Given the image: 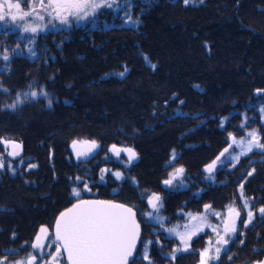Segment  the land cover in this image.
<instances>
[{
  "label": "trees",
  "instance_id": "obj_1",
  "mask_svg": "<svg viewBox=\"0 0 264 264\" xmlns=\"http://www.w3.org/2000/svg\"><path fill=\"white\" fill-rule=\"evenodd\" d=\"M5 51L10 60L0 59V138L22 147L0 172V255L7 254L9 261L31 252L40 226L54 229L60 213L80 199L124 204L142 218L148 211L145 199L161 193L167 227L170 216L203 212V205L214 203L213 196L230 182L237 202L243 185L245 198L264 205V150L254 148L233 161L231 155L241 150L233 145L211 179L202 170L231 143L229 133L247 140L246 133L255 129L264 143V93L257 95L264 89V0H190L188 5L183 0H115L112 8L78 25L57 24L35 34L17 29L5 35L0 28V56ZM41 88L51 107L43 96L24 99V93ZM17 93L24 102L7 108ZM74 140L98 142V159L75 158ZM114 144L132 148L137 159L131 164L127 158L105 160L101 166L98 160ZM180 167L183 176L164 189L160 183ZM101 169L110 170L103 181ZM116 171L122 179L112 175ZM74 187L79 197L72 194ZM218 207L215 202L211 210ZM144 217L136 215L139 253L151 240L154 264H170L172 239ZM209 230L193 238L191 250L178 253L175 264H184L183 259L198 264L199 251L212 240ZM157 245L166 249L159 251ZM229 246L222 262L214 264H246L264 256V220L254 217ZM136 264L147 262L137 259Z\"/></svg>",
  "mask_w": 264,
  "mask_h": 264
},
{
  "label": "snow or ice",
  "instance_id": "obj_2",
  "mask_svg": "<svg viewBox=\"0 0 264 264\" xmlns=\"http://www.w3.org/2000/svg\"><path fill=\"white\" fill-rule=\"evenodd\" d=\"M109 0H18L16 3L8 2L7 9L5 11L4 3H0V28H3L4 34L7 35L9 31H16L19 29L23 33L35 34L38 31H44L41 25H33L27 23V18L33 17L36 20L43 21L45 15L53 18V20H59L62 25H68L70 23L69 17L75 18L77 21H85L93 19L98 11L102 8H112L113 3ZM185 5L190 3V0H183ZM15 9V12L11 11ZM23 25L21 26V22ZM51 23V21H49ZM55 27V25H52ZM13 54H16L17 49L11 50ZM32 51L31 49L29 50ZM3 61H9L10 56L7 51L0 56ZM147 61V57H145ZM155 68V65H152ZM127 71V68L124 70ZM124 72L120 73L123 77ZM31 87V86H30ZM7 92V89H3ZM264 93V89H258L257 95ZM26 100L29 96L36 100L38 96H43L48 101V106L51 107L52 100L48 99L49 94L41 88L39 92L33 90L31 92H26L23 94ZM24 100L21 99V94L17 93L16 99L11 103L6 105L7 108L15 110L17 106L23 103ZM183 103V101H181ZM260 112L262 117H264V105L261 106ZM225 117L221 121V127L224 126ZM241 127H245V123L241 124ZM229 139L231 143L226 147L219 156L216 157L210 165H207L205 171L209 173L206 179L212 178V173L217 167L218 162H221V158L225 157L232 149L233 145L241 149L239 153L231 155L230 159L233 161H238L240 156H245L253 149L264 150V143L261 142V137L255 129L246 133L247 137L250 139H245L241 136L237 139L232 133H229ZM0 143L11 144L13 151L9 152L10 156H19L20 153L17 149L20 145L11 141H5L0 138ZM77 141H73V150L76 152V156L79 159L81 156L87 155V153L80 152L76 150ZM80 143H88L82 141ZM92 149L98 147L96 141L90 142ZM109 151L113 152L116 156H119L121 152L127 154V164H131L135 159H137V153L132 148H118L115 144L111 146ZM176 154L173 150L172 159H175ZM171 163V161H169ZM5 164L2 159H0V169L4 168ZM11 169V164L8 165ZM30 167H36L35 165H30ZM110 171L109 169H101L100 179L103 181L105 176L103 173ZM184 169L182 167L176 168L174 173L169 174V179H165L163 183L168 186L173 185V181L183 176ZM113 176L117 180L123 178V174L119 171L113 172ZM248 175H252L251 172ZM76 180H81V177L77 176ZM135 182V181H133ZM84 190H89L88 185L85 183ZM72 194L76 197L80 196V190L78 188H72ZM241 199L243 200V207L247 210V220L244 221V226L248 227L254 219V212L250 207L248 200L244 197L243 185H241ZM148 205L151 211L145 212L143 215L147 216L150 220H154L164 228L165 217L159 215L160 208L162 205V198L153 193L148 198ZM205 213L192 214L187 213L189 217V223L183 225V231L180 230V226H174L171 228H165V231L171 235H174L176 239L179 240V244L172 249L168 254V259L170 264H175L177 259V254L181 252H189L191 250L192 238L198 235L199 232L204 231V227L201 224H205L207 221L206 213L211 209V205H204ZM260 216L264 218V207L258 210ZM218 217L219 213H214ZM240 218V211L235 207H229L228 218L223 220L222 231L213 227L212 231L217 237L215 243H212L210 239L208 241V246L204 247L199 251V262L198 264H211L212 261H218L222 253L226 254L229 251L227 247L230 242H233V236L237 232V219ZM193 221H198L200 223L193 224ZM205 226H207L205 224ZM15 234H13L14 238ZM140 239V225L136 221V213L131 207H126L124 204L113 203L112 201L105 200H78L77 203L73 204L71 208L64 212L56 218L55 221V232L54 240H52L49 235V229L42 226L39 233L36 234L34 241L31 243L32 252H28L26 257L16 260L9 261L7 254L0 255V264H40V260L44 259V252L46 248L54 247V252H48L47 255L50 259L45 261V264H62L61 256H67L68 264H136L137 259H142L147 262V264H154V261L149 255L148 245L154 243L149 240L144 242V251L142 254L139 253L137 248V242ZM46 241H51V243H46ZM155 243L159 244L160 241L157 240ZM241 244L244 243L243 240L240 241ZM15 250H7L8 254L14 253ZM232 257H229L231 260ZM257 264H264V260L258 261Z\"/></svg>",
  "mask_w": 264,
  "mask_h": 264
},
{
  "label": "rangeland",
  "instance_id": "obj_3",
  "mask_svg": "<svg viewBox=\"0 0 264 264\" xmlns=\"http://www.w3.org/2000/svg\"><path fill=\"white\" fill-rule=\"evenodd\" d=\"M8 2H11V3H16V2H18L17 0H8ZM46 2H47V0H46ZM109 2H112V0H109ZM0 3H4V6H5V9L8 11V9H7V3H5V0H0ZM29 3L31 4L32 3V0H29ZM101 10V9H100ZM99 10V11H100ZM11 11H13V12H15V9H12ZM98 11V12H99ZM41 14H43V15H45V19L43 20V21H40V20H36V19H34L33 17H29V18H27V23H31V24H33V25H36V24H39V25H41V27H43L44 28V30L45 29H48L49 27H53L52 25H57V24H60L59 23V20H53V18L52 17H50V16H48V15H46L45 13H41ZM49 21H51V23H49ZM69 21H70V23L71 24H76V25H78V24H81L82 22H84V21H77L75 18H73V17H69ZM86 21V20H85ZM23 23H25V22H21V24L23 25ZM69 23V24H70ZM39 32V31H38ZM219 52H221V51H219ZM3 140H5V141H11V142H14V143H17V144H19L20 145V148L19 149H17V151H19V153L21 154V150H22V147H21V144L19 143V142H17L16 140H14V139H11V138H9V137H3L2 138ZM81 141H88V140H81ZM91 142V141H90ZM97 143V145H98V147H96L95 149H93L90 153H87V156H86V159H88V158H90L91 156V158L90 159H88V160H86V161H89V160H97L98 159V156H99V154L102 152V148H100V145H99V143L98 142H96ZM1 145H2V147H3V150L0 152V159H2L3 161H4V164H5V162L7 161V159H14V158H16V157H19V156H15V157H13V156H10V155H8V153L9 152H11V151H13L14 149L12 148V146H11V144H5V143H0ZM85 144H87V143H84V146H85ZM233 150V149H232ZM107 154H106V158H101V159H99L98 160V162H100L101 163V166H103L104 165V163H105V160L106 161H108V160H118L120 163H122L123 162V160H125V158H124V156L123 155H119V156H116V155H114L113 154V152H111V151H109V149L107 150V152H106ZM121 157V158H120ZM81 158V157H80ZM104 159V160H103ZM119 159H122V161L121 160H119ZM85 160V159H84ZM3 169V168H2ZM2 169H0V172L2 171ZM172 173V172H171ZM209 174V173H208ZM233 189V186L231 185V182L229 183V185H227L225 188H222V189H220L221 191L219 192V194H217V195H215V196H213L214 198H215V200H214V203L215 202H217V204L219 205V207H218V209L217 210H215V211H213V210H209V213L207 212L206 213V216H207V221L205 222V224L207 225V226H205V224H201V226H203L204 227V231H205V229L207 228V227H210V226H212L213 224L211 223V222H215V220H217V222H218V228L222 231V229H223V220H225V219H227L228 218V209H229V207H235L236 209H238L239 211H240V218L239 219H237V222L238 221H242V223H237V225H239V227L240 228H243L244 227V220H242L246 215H247V210L246 209H244L243 208V200L242 199H240L238 202H237V199H239L238 197H237V195H235V191L233 190L232 192H231V190ZM229 192H231L230 194H229ZM153 193H156V192H153ZM153 193H151L149 196H151ZM156 194H158L161 198H162V207L160 208V211H159V215H161L162 214V211H163V209H164V206H165V196L163 197V195L161 194V193H156ZM149 196L145 199V206H146V209L148 210V211H151V208L149 207V205H148V198H149ZM212 197V198H213ZM248 198L249 197H246V199L248 200ZM208 199V197L206 196V200ZM166 200H168V199H166ZM208 200H210V199H208ZM229 201L231 202L232 201V203H233V205H230L229 204ZM211 203H207L208 205H211V208H213V206H214V203L212 202V201H210ZM203 204V203H202ZM202 204H201V206H202ZM205 205V204H204ZM203 205V206H204ZM190 206L192 207V208H194L195 206H196V204L194 203V202H190ZM200 207V206H199ZM198 207V208H199ZM253 212H254V217H256V210H257V206H254L253 207ZM147 211V212H148ZM221 211V212H220ZM135 212V211H134ZM194 212V214H201V213H205V209L203 210V212L201 211V212H197V211H193ZM136 213V212H135ZM187 213H189V212H183V213H181L182 215V217H178L177 216V218H176V216H170V219H169V221L171 222V223H169L168 225V227L167 226H165V223H164V228H161V229H164L165 230V228H171V227H174V226H180V230L181 231H183L184 229H183V225L184 224H186V223H189V217L186 215ZM214 213H219L220 214V216L218 217L217 215H215ZM213 215V217L215 216V218H211V219H209V215ZM136 215H137V218H139V219H142V218H145L144 216H142V218L141 217H139L138 216V214L136 213ZM162 216V215H161ZM146 218H147V221L148 222H150V223H153V222H155L154 220H150L147 216H146ZM193 224H197V223H200V222H198V221H193L192 222ZM138 224H140V223H138ZM42 226H44V227H47L48 229H49V235L51 236V238H52V240H54V232H55V228L54 229H52V228H50L49 227V225L47 224V225H42ZM42 226H40V228L42 227ZM160 226V225H159ZM40 228H39V230H40ZM163 231V230H162ZM38 233H39V231H38ZM165 234H166V236L168 237V239H172L171 240V243H172V245L174 246V247H176L178 244H179V240L178 239H176V237L174 236V235H171V234H169L168 232H164ZM201 232H199L198 233V235H196V236H194L193 238H197L198 236H199V234H200ZM216 237V236H215ZM192 238V241L193 240H195V239H193ZM176 241H175V240ZM216 239H217V237H216ZM178 242V243H177ZM46 243H51V241H46ZM177 243V244H176ZM214 243H215V241H214ZM213 243V244H214ZM166 245V244H165ZM172 246V247H173ZM208 246V245H207ZM157 247H158V250L159 251H162L163 249L165 250L166 249V246H163V245H157ZM173 247V248H174ZM33 250H31V252H32ZM55 251V249H54V247H51V248H46V250H45V252H44V259H41L40 260V264H45V261L47 260V259H50V257H48V255H47V253L48 252H54ZM23 257H26V256H23ZM62 257V256H61ZM61 259V262H62V264H65V263H63V261H62V258H60ZM197 262H199V259H198V261ZM181 263H184V264H188V262L186 261V260H182V262ZM212 264V263H211Z\"/></svg>",
  "mask_w": 264,
  "mask_h": 264
},
{
  "label": "flooded vegetation",
  "instance_id": "obj_4",
  "mask_svg": "<svg viewBox=\"0 0 264 264\" xmlns=\"http://www.w3.org/2000/svg\"><path fill=\"white\" fill-rule=\"evenodd\" d=\"M18 1V0H17ZM5 11H7L6 9H5ZM79 149H77V151H80V152H84V148H81V147H78ZM85 153V152H84ZM114 154V153H113ZM115 155V154H114ZM124 155V154H123ZM86 156L87 155H85V156H81V158L82 159H85V160H88V159H90V158H88V159H86ZM124 158H127L125 155H124ZM215 170V169H214ZM248 203H249V205H250V207L253 209V207L255 206V201H254V199H253V197H250V198H248ZM261 207H264V205H258L257 206V210H256V217L257 218H259V219H262V221L264 220V218H262L261 216H260V214H259V212H258V210L261 208ZM244 208V207H243ZM253 211V210H252ZM192 214H194V213H192ZM246 217H247V215H246ZM248 218V217H247ZM242 220H244V219H242ZM136 221H137V223L139 222L138 221V219L136 218ZM213 223V225L212 226H210V227H207L205 230H208V229H210L209 230V232L208 233H210V236H211V234H212V243H214V241L216 240V237H215V234L213 233V231H212V228L213 227H217L218 228V222H217V220L215 221V222H212ZM238 224L239 223H242V221H238L237 222ZM245 226L243 227V228H240L239 227V225H237V232L235 233V234H239L240 232H243L244 230H245ZM207 246V245H206ZM231 247L229 246V249H230ZM261 248H263L264 249V247L263 246H261ZM173 249V248H172ZM261 260H264V256H262L261 258H256V259H246L245 260V263L246 264H257V262L258 261H261ZM222 262V257L220 256V259L218 260V261H212L211 263L212 264H214V263H218V262ZM220 262V263H221Z\"/></svg>",
  "mask_w": 264,
  "mask_h": 264
},
{
  "label": "water",
  "instance_id": "obj_5",
  "mask_svg": "<svg viewBox=\"0 0 264 264\" xmlns=\"http://www.w3.org/2000/svg\"><path fill=\"white\" fill-rule=\"evenodd\" d=\"M78 143H77V145H76V150L77 149H79L78 147H81V148H83L84 147V150L87 152V153H90L88 150H89V148L91 147V145H90V141H87L88 143L87 144H85V146H84V143H80V141H77ZM122 148H129V147H122ZM70 149H71V151H72V153H73V155H74V157L76 158V152L73 150V144L71 143V145H70ZM93 150V149H92ZM224 150V149H223ZM223 150L221 151V152H223ZM220 152V153H221ZM220 153L217 155V156H219L220 155ZM120 154H124L126 157H127V154L125 153V152H121ZM216 156V157H217ZM216 157L214 158V160H216ZM128 158V157H127ZM213 160V161H214ZM212 161V162H213ZM211 162V163H212ZM211 163H209V164H207V165H210ZM207 165H205L203 168H202V170L205 172V173H208V172H206L205 171V168H206V166ZM164 181V180H163ZM163 181L160 183L161 184V186L164 188V189H168V188H170V186H168V185H165L164 183H163Z\"/></svg>",
  "mask_w": 264,
  "mask_h": 264
}]
</instances>
